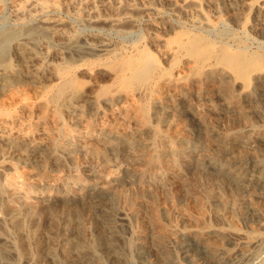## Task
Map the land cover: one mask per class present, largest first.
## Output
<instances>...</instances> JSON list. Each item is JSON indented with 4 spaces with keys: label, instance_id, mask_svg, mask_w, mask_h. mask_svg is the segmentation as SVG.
Instances as JSON below:
<instances>
[{
    "label": "rangeland",
    "instance_id": "rangeland-1",
    "mask_svg": "<svg viewBox=\"0 0 264 264\" xmlns=\"http://www.w3.org/2000/svg\"><path fill=\"white\" fill-rule=\"evenodd\" d=\"M194 1L89 0L81 11L96 13L94 22L76 14L69 0L48 1L57 10L15 25L14 9L23 0H0V35L45 19L47 36L28 46L39 57L49 51V62L69 68L68 78L81 84L59 98L64 78L33 77L46 63L10 49V61L23 72L0 90V264H264V183H250L264 176V72L249 92L229 70L214 66L213 75H198L189 56L170 54L188 34L264 54V13L233 0ZM84 40L110 48L65 47ZM142 51L157 59L158 74L147 86L123 82L111 64ZM157 131L165 136L156 138ZM220 167L242 175L244 187L236 189Z\"/></svg>",
    "mask_w": 264,
    "mask_h": 264
},
{
    "label": "bare ground",
    "instance_id": "bare-ground-1",
    "mask_svg": "<svg viewBox=\"0 0 264 264\" xmlns=\"http://www.w3.org/2000/svg\"><path fill=\"white\" fill-rule=\"evenodd\" d=\"M48 1H51V2H55L57 0H23V2L21 4H18L15 9H14V17H15V22L16 24L15 25H19V24H23V23H27V22H33L36 17L39 15L41 17H45L47 12L49 10H57L54 3L49 5L48 4ZM61 0H58L57 3H60ZM117 3V0H113ZM131 1V0H130ZM182 3L181 5H185L187 3H195L194 0H180ZM233 1H236L237 3H241L242 5H244L248 10L249 12L251 13H258L259 15H262L264 13V0H252V1H247V0H233ZM179 2V0H178ZM209 2V1H208ZM213 3V2H212ZM62 4V2L60 3V5ZM68 4L70 6H72L77 13L80 14V12H82V6H86L87 4H90L89 0H69ZM67 4V5H68ZM173 4V3H172ZM180 4V3H179ZM59 5V4H58ZM59 5V6H60ZM64 5V4H63ZM68 5V6H69ZM200 5V4H198ZM114 6V5H113ZM191 6V5H190ZM189 6V7H190ZM62 7V6H61ZM103 7V6H102ZM176 7V6H175ZM202 7V6H201ZM59 8V7H58ZM63 8V7H62ZM86 8V7H85ZM119 8V7H118ZM117 8V9H118ZM196 8V7H194ZM91 9V8H90ZM187 9V8H186ZM202 9V8H201ZM229 9V8H228ZM227 9V10H228ZM93 10V9H91ZM215 10V9H214ZM235 10V9H234ZM194 11V10H193ZM230 11V10H229ZM13 13V12H12ZM52 13V12H51ZM83 14H85L84 16L88 18V20L90 22H94V20L97 19L98 15L96 13H94L93 11H84L82 12ZM81 13V14H82ZM207 13V12H206ZM54 14V13H53ZM136 14V13H135ZM140 14V13H139ZM48 15V14H47ZM102 15V14H101ZM101 15L99 16V18L101 17ZM206 15V14H205ZM235 15V14H234ZM244 15V14H243ZM50 16V15H49ZM207 16V15H206ZM214 16V15H213ZM217 16V14L215 15ZM249 16V15H248ZM207 18V17H206ZM217 18V17H216ZM225 18V17H224ZM183 19V18H182ZM38 20V19H36ZM85 20V19H84ZM206 20V19H205ZM51 21V20H50ZM49 21V22H50ZM214 21V20H213ZM216 21V20H215ZM220 21V20H219ZM39 22V20H38ZM37 24H32L30 23V26L26 29H24L25 31H22L21 29H18L17 27H12L11 29H9L8 31L2 33L0 35V90H3V89H7L9 87H12L13 84L17 83L19 80H20V75L22 74L23 70L17 65V64H14L10 61L9 57V52H10V49L13 47L19 51H22L23 54H26L28 55L30 58L32 59H35L37 64L40 62H43V63H46V64H43V65H39L34 71L33 73L31 74L33 77H36V76H44L45 74H48L50 76H54V77H61V78H64V80L62 79V81L64 82L59 88H58V91H57V96L59 98H63L65 99V95L72 89H75L78 85H81L80 83L78 84L74 79H71V78H68V76H71L69 75L70 74V70L69 68H64V67H58L52 63L49 62V60L46 58V57H50V53L49 51H46L45 52V56L46 57H39L37 56L36 54H34L32 52V48H30L28 46V43L30 41H35L36 38L38 37H45L47 36L48 32H49V29H48V23L45 21V19H43L42 21H40V23ZM56 22V21H54ZM52 22V23H54ZM101 22V21H100ZM99 22V23H100ZM109 22V21H108ZM182 23V22H181ZM211 23V21H210ZM224 23V22H223ZM246 23V22H245ZM58 24V23H57ZM95 24V23H94ZM194 24H198V21L195 20L194 21ZM213 24V23H212ZM262 24V23H261ZM60 25V24H59ZM181 25V24H180ZM217 25V24H216ZM51 26V24H50ZM55 26V25H54ZM113 26V24H112ZM115 26V25H114ZM129 26V25H128ZM210 29L214 28L213 25L211 24H208L207 25ZM222 26V25H220ZM223 26H227V25H224ZM177 27V26H176ZM180 27V26H179ZM183 27V26H182ZM218 27V26H217ZM50 28V27H49ZM68 28V27H67ZM126 28V27H125ZM174 28V27H173ZM61 29V28H60ZM192 29V28H191ZM195 29V28H194ZM206 29V28H205ZM219 29V28H218ZM231 29V28H230ZM246 29V28H245ZM59 30V29H58ZM193 30V29H192ZM199 30V29H197ZM223 30V29H222ZM237 30V29H236ZM242 30V29H241ZM244 30V29H243ZM242 30V31H243ZM249 30V29H248ZM3 31V30H2ZM62 31V30H61ZM173 31V30H171ZM196 31V29H195ZM205 31V30H204ZM60 32V31H59ZM63 32V31H62ZM66 31H64V34H65ZM194 32V31H193ZM245 32V30H244ZM67 33V32H66ZM201 33V31H200ZM212 33V32H211ZM240 33V32H238ZM264 33V32H263ZM51 34V33H50ZM55 34V33H53ZM63 34V35H64ZM68 34V33H67ZM71 34V32H70ZM73 34V33H72ZM205 34V33H204ZM230 34V33H229ZM233 34H234V31H233ZM62 35V36H63ZM66 35V34H65ZM220 35L221 37L225 35V32L224 31H221L220 32ZM219 35V36H220ZM68 36V35H67ZM76 36V35H74ZM209 35H201V34H188L186 35V37H183L181 38L178 43L176 44L175 47H172L170 49V54L172 56H175L177 57L179 54H185L186 56H189L190 57V60L193 64V70L195 71L196 74L198 75H213L215 73V68L214 66L216 67H222L226 70H229L233 73L234 77L236 79H240L242 80L243 82V88L245 91H249L251 92L250 90L254 89L253 88V85H254V78L264 72V54L262 53H259V52H249L246 48L244 47H236L238 48L237 50H231L227 45L223 44L220 46H218L213 40H211L209 37ZM231 36H232V32H231ZM65 38H67L66 36H64ZM62 37V39L64 38ZM113 37V36H112ZM230 37V36H229ZM241 37H242V34H241ZM77 38V37H76ZM79 38V36H78ZM82 38V37H81ZM214 38V37H212ZM244 38V37H243ZM242 38V39H243ZM61 39V40H62ZM70 39V37H69ZM158 39V38H157ZM224 39V38H223ZM232 39V38H230ZM246 39V37H245ZM23 40V41H22ZM28 40H30L28 42ZM72 40H74V38H72ZM217 40V39H216ZM248 40V38H247ZM82 41V39H81ZM219 41V40H218ZM58 42H60V40H58ZM83 42V41H82ZM217 42V41H216ZM223 42V41H222ZM258 42V41H257ZM264 42V41H263ZM40 43V42H39ZM225 43V42H224ZM30 44V43H29ZM219 44V43H218ZM233 44V43H232ZM262 44V43H261ZM32 47L34 44H31ZM37 45V44H36ZM49 45V43H48ZM249 45V44H248ZM254 45V44H253ZM38 46V45H37ZM68 46L67 48L69 49H73L76 51H81L82 48L87 50V51H107L110 46L108 44H106L105 42H97V44H92L90 43L88 40H84V43H83V46L79 45L78 41H73V42H67L65 43V47ZM168 46V45H167ZM231 46V44H230ZM244 46V45H243ZM246 46V45H245ZM259 46V45H258ZM43 47V46H42ZM50 47V45H49ZM61 47V46H60ZM136 47V46H135ZM232 47V46H231ZM261 47V46H260ZM35 48V47H34ZM37 48V47H36ZM235 48V47H233ZM115 49V48H114ZM113 49V50H114ZM44 50V49H43ZM261 50V49H260ZM259 50V51H260ZM83 51V50H82ZM123 51V50H122ZM136 51V50H135ZM258 51V50H257ZM263 50H261L262 52ZM37 52V50H36ZM59 52V51H58ZM65 52V50H64ZM72 52V51H71ZM109 52V51H108ZM118 52V50L116 51ZM115 52V53H116ZM39 53V52H38ZM85 53V52H84ZM107 53V52H106ZM110 53V52H109ZM121 53V52H120ZM125 53V52H123ZM135 53V52H134ZM264 53V52H263ZM59 54V53H58ZM66 54V52H65ZM83 54V53H82ZM41 55V53H40ZM53 55V54H52ZM101 55V54H100ZM112 55V54H111ZM133 55V54H132ZM117 56V55H116ZM127 56V55H125ZM62 57V56H61ZM109 57V56H108ZM184 57V56H183ZM68 58V57H67ZM181 58V57H180ZM106 59H109V58H106ZM70 60V59H69ZM34 61V60H33ZM105 61V60H104ZM180 61V59H179ZM72 63V62H71ZM106 64V63H105ZM103 64V65H105ZM175 64V63H174ZM178 64V63H177ZM191 64V65H192ZM73 65V64H72ZM63 66V65H61ZM65 66V65H64ZM176 66V64H175ZM207 67H211L209 69H206ZM111 68L113 70H116L119 75H121V79L123 80V82L127 83V82H136V83H144L146 84L147 86V81L152 77L154 76V74L156 72H158L161 68H160V64L159 62L157 61V59L152 56L151 54L145 52V51H142L140 52L139 56L137 58H134V57H125V58H121V59H118L117 61H114L112 64H111ZM174 68V67H173ZM165 69V68H164ZM167 69V67H166ZM173 70V69H172ZM171 70V71H172ZM170 73L172 74V71ZM73 72V71H72ZM161 72H163L161 70ZM74 73V72H73ZM164 73V72H163ZM158 74V73H156ZM195 74V75H196ZM74 75V74H72ZM75 76V75H74ZM40 77V78H41ZM43 78V77H42ZM76 79V78H75ZM156 79V78H155ZM158 79V78H157ZM152 80V78H151ZM172 80V79H170ZM186 80V79H185ZM41 81V80H40ZM45 81V80H44ZM154 81V80H153ZM156 81V80H155ZM154 81V82H155ZM183 81V80H182ZM60 82V81H59ZM151 82V81H150ZM173 82V81H171ZM170 82V83H171ZM28 83V82H26ZM160 83V82H159ZM175 83V82H173ZM118 84V83H117ZM135 84V83H134ZM138 84V85H139ZM153 84V83H152ZM166 84V83H165ZM169 84V83H167ZM137 85V84H135ZM58 86V84L56 85ZM145 86V85H144ZM145 86V87H146ZM155 86V85H154ZM129 87V86H127ZM126 87V88H127ZM133 87V86H132ZM132 87H129V88H132ZM136 87V86H135ZM151 87V86H150ZM123 88V86L121 87ZM139 86H138V91H139ZM147 88V87H146ZM52 89V88H51ZM55 89V87H54ZM50 90V89H49ZM109 90V89H108ZM132 90V89H130ZM134 90V89H133ZM55 91V90H54ZM53 91V92H54ZM105 91V90H104ZM103 91V92H104ZM107 91V89H106ZM119 91V90H118ZM145 91V90H144ZM102 92V93H103ZM150 92H153L151 89H150ZM157 92V91H156ZM106 93V92H104ZM110 93V92H109ZM126 93V92H125ZM51 94V91L49 93V95ZM124 94V93H123ZM48 95V97H49ZM54 95V94H53ZM102 95V94H101ZM114 95V94H112ZM143 96L146 94H142ZM150 95V94H149ZM74 96V95H73ZM72 96V97H73ZM144 96V97H145ZM53 97V96H51ZM57 97V98H58ZM65 97V98H64ZM105 97V96H104ZM148 96H146L145 100L147 101L148 99L150 100V98L147 99ZM142 98V97H141ZM50 99V98H49ZM55 99V98H54ZM61 99V101L63 100ZM97 99V97H96ZM101 99V98H100ZM144 100V99H143ZM258 100V99H256ZM5 101V100H4ZM51 101V100H50ZM60 101V99H59ZM223 101V100H222ZM226 101V100H225ZM52 102H53V99H52ZM94 102V101H93ZM99 102V101H97ZM112 102V101H111ZM150 102V101H149ZM3 103V102H2ZM56 103V102H55ZM54 103V104H55ZM58 103V102H57ZM115 103V102H114ZM145 103V101L143 102ZM223 103V102H222ZM229 102L227 101V104ZM61 104V103H60ZM63 104V103H62ZM226 104V105H227ZM141 105H142V102H141ZM140 105V106H141ZM144 105V104H143ZM142 105V106H143ZM250 105H252L250 103ZM249 105V106H250ZM61 106V105H60ZM65 106V105H64ZM63 106V108H64ZM139 106V107H140ZM150 106V105H149ZM148 106V108H149ZM231 106V105H230ZM58 107V106H57ZM98 107V106H97ZM137 107V106H136ZM228 107V106H227ZM62 108V107H60ZM98 108H101V107H98ZM111 108V107H110ZM251 108V107H250ZM103 109V108H102ZM253 109V108H252ZM264 109V108H263ZM101 110V109H99ZM140 110L143 112L144 116L148 114V109L146 106H143L142 108L140 107ZM234 110V109H232ZM240 110V109H239ZM237 110V111H239ZM229 111V110H228ZM236 111V110H234ZM237 111H236V114H237ZM247 111V109H246ZM245 111V112H246ZM82 112V111H80ZM138 112V111H137ZM242 113V112H240ZM247 113V112H246ZM0 114H2V112L0 111ZM97 114V113H96ZM239 114V112H238ZM248 114V113H247ZM82 115V114H81ZM137 115V114H136ZM243 115V114H241ZM81 117V116H80ZM150 117V116H149ZM245 117V116H243ZM248 117V116H246ZM143 118V117H142ZM147 117H145L146 119ZM200 118V117H199ZM198 118V119H199ZM242 118V116H241ZM144 119V120H145ZM201 119V118H200ZM244 119V118H243ZM242 119V120H243ZM150 120V119H149ZM251 120H253L251 118ZM148 121V120H147ZM160 121V120H159ZM246 121V120H245ZM261 121V120H260ZM146 122V121H145ZM251 122V121H250ZM143 123V122H142ZM147 123V122H146ZM252 124V123H251ZM248 125V124H247ZM151 126V125H150ZM256 126V125H255ZM144 127V126H143ZM146 127V126H145ZM154 127V126H153ZM261 127V126H260ZM152 128V126H151ZM155 128V127H154ZM245 128V127H244ZM248 128V127H247ZM250 128V127H249ZM252 128V127H251ZM110 129V128H109ZM112 129V128H111ZM139 129V128H138ZM256 129V128H255ZM151 130V129H150ZM163 130H166V129H163ZM215 130V129H214ZM261 130V129H260ZM139 131V130H138ZM255 131V130H254ZM116 132V131H115ZM155 132V131H154ZM164 132V131H163ZM118 133V132H117ZM166 133V132H165ZM163 133V134H165ZM170 133V132H169ZM217 133V132H216ZM249 133V132H248ZM115 134V133H114ZM121 134V133H120ZM152 134V133H150ZM161 133V131H157L156 132V138L158 139H161L163 135ZM211 134V133H210ZM247 135V134H246ZM253 135V134H251ZM75 136V135H74ZM121 136V135H120ZM119 136V137H120ZM154 136V135H153ZM152 136V137H153ZM209 136V135H208ZM218 136V135H217ZM227 136V135H226ZM98 137V136H97ZM106 137V136H105ZM151 137V138H152ZM171 137H173L171 135ZM70 138V137H69ZM149 138V137H147ZM146 138V139H147ZM154 138V137H153ZM226 138V137H225ZM79 139V138H78ZM88 139V138H87ZM86 139V140H87ZM99 139V138H98ZM102 139V138H101ZM116 139H117V136H116ZM165 139V138H164ZM211 139V137H210ZM66 140V139H65ZM74 140V139H73ZM85 140V139H84ZM107 140V139H106ZM105 140V141H106ZM109 140V138H108ZM111 140V139H110ZM114 140V139H113ZM124 140V139H123ZM208 140V138H207ZM214 140V139H213ZM75 141V140H74ZM92 141V140H91ZM96 141V140H95ZM122 141V140H121ZM139 141V140H138ZM150 141V140H149ZM154 141V140H153ZM159 141V140H158ZM189 141V140H188ZM217 141V140H216ZM223 141V140H222ZM231 141V140H230ZM229 141V142H230ZM260 141V140H259ZM28 142V141H27ZM65 142V141H64ZM77 142H79V140H77ZM224 142V141H223ZM228 142V143H229ZM233 142V141H232ZM261 142V141H260ZM84 143H86L84 141ZM118 144V142H116ZM140 143V142H139ZM147 143V142H146ZM149 143V142H148ZM160 143V142H159ZM166 143V142H165ZM168 143V142H167ZM166 143V144H167ZM187 143V142H186ZM74 144V143H73ZM105 144V143H104ZM152 144V143H151ZM162 144V143H160ZM172 144V143H171ZM184 144V142H183ZM227 144V143H226ZM256 144V143H255ZM29 145V143H28ZM86 145V144H85ZM114 145V144H113ZM130 145V144H129ZM169 145V144H168ZM167 145V148H169ZM173 145V144H172ZM192 145V144H191ZM231 145V144H229ZM239 145V144H238ZM66 146V145H65ZM73 146V145H72ZM77 146V145H76ZM83 145H81V148H82ZM108 146V144H107ZM142 146V145H141ZM140 146V147H141ZM147 146V145H146ZM149 146V145H148ZM160 146V145H159ZM215 146V144H214ZM218 146V145H217ZM222 146V145H220ZM236 146V145H235ZM10 147V146H9ZM98 147V146H97ZM118 147V146H117ZM219 147V146H218ZM225 147V146H224ZM233 147V146H232ZM246 147V146H245ZM11 148V147H10ZM27 148V147H26ZM68 148V147H67ZM85 148V147H84ZM106 148V147H105ZM112 148V147H111ZM137 148V147H136ZM156 148V146H155ZM172 148V146H171ZM188 148V147H187ZM240 148V147H239ZM64 149V148H63ZM88 149V148H87ZM96 149V148H95ZM130 149V148H129ZM134 149V148H133ZM154 149V148H153ZM173 149V148H172ZM181 149V148H180ZM218 149V148H217ZM223 149V148H221ZM65 150V149H64ZM90 150V149H89ZM157 150V149H156ZM161 150V148H160ZM167 150V149H165ZM176 150V149H175ZM225 150V148H224ZM246 150V149H245ZM248 150V149H247ZM68 151V150H67ZM97 151V150H96ZM102 150L100 149V152ZM204 151V150H203ZM222 151V150H221ZM228 151H231V150H228ZM241 151V150H240ZM33 152V151H32ZM93 152V151H92ZM99 152V150H98ZM99 152V154H100ZM143 152V151H141ZM172 152V151H171ZM179 152V151H177ZM190 152V151H189ZM193 152V151H192ZM209 152V151H208ZM62 153V152H60ZM94 153V152H93ZM102 153V152H101ZM154 153H156L154 151ZM168 153V152H167ZM174 153V152H173ZM215 153V152H214ZM218 153V152H217ZM234 153V152H233ZM247 153V152H246ZM250 153H252V151H250ZM41 154V153H40ZM180 154V153H178ZM177 154V155H178ZM198 154V153H197ZM236 154V153H235ZM234 154V155H235ZM254 154V153H253ZM61 155V154H60ZM66 155V154H64ZM62 154V156H64ZM102 155V154H101ZM193 155V154H192ZM191 155V156H192ZM204 155V154H203ZM210 155V154H209ZM245 155V154H244ZM247 155V154H246ZM98 156V155H97ZM157 156V155H156ZM163 156V155H162ZM174 156V155H173ZM188 156V155H187ZM220 156V155H219ZM222 156V155H221ZM241 155H239L240 157ZM3 157V156H2ZM65 157V156H64ZM105 157V156H104ZM144 157V156H142ZM198 157V156H197ZM250 157V156H249ZM26 158V157H25ZM66 158V157H65ZM102 158V157H101ZM178 158V157H177ZM231 158V156H230ZM229 158V159H230ZM236 158V157H235ZM238 158V157H237ZM241 158V157H240ZM260 158V157H259ZM264 158V157H263ZM28 159V158H27ZM26 159V160H27ZM149 159V158H148ZM157 159V158H156ZM198 159V158H197ZM227 159V160H229ZM239 159V158H238ZM245 159V158H244ZM152 160V159H151ZM186 160V159H185ZM211 160V159H210ZM209 160V161H210ZM233 160V159H232ZM257 160V158H256ZM255 160V161H256ZM59 161V160H58ZM224 161V160H223ZM222 161V162H223ZM236 161V160H235ZM248 161V160H246ZM150 162V161H148ZM197 162V160H196ZM211 162L216 166L217 164V158H214L211 160ZM226 162V161H224ZM231 162V161H230ZM245 162V161H244ZM260 162V161H259ZM181 163V162H180ZM200 163V162H198ZM197 163V164H198ZM239 163V162H238ZM255 163V162H254ZM258 163V162H257ZM263 163V162H262ZM1 164V162H0ZM196 164V165H197ZM259 164V163H258ZM257 164V167L259 166ZM220 165V164H219ZM241 165V164H240ZM198 166V165H197ZM199 167V166H198ZM9 168V167H8ZM217 168V167H216ZM236 168V167H235ZM259 168V167H258ZM219 169V168H218ZM234 169V168H233ZM261 169V168H260ZM199 169H197L198 171ZM264 170V169H263ZM220 171L222 172L223 175H225L229 181L233 182V185L235 184L237 186L236 189H238L240 186H242V183L244 182V179L242 178V175L240 177V175L236 172H233L231 171L229 168H223L221 170V167H220ZM258 171V170H257ZM238 172V171H237ZM264 172V171H263ZM204 173V172H203ZM243 174V173H242ZM263 174V173H261ZM200 175V174H199ZM222 175V176H223ZM248 175V174H247ZM246 175V176H247ZM255 175V173H254ZM218 176V175H217ZM221 176V175H220ZM203 178V177H202ZM247 178V177H246ZM219 179V178H218ZM226 179V178H224ZM249 179V178H248ZM246 180V179H245ZM219 181H221V179H219ZM205 182V180H204ZM224 182V181H223ZM228 183V182H227ZM246 183V182H245ZM250 183L253 184H263L264 183V176H255V178H253V180H250ZM206 183H204L205 185ZM248 184V183H247ZM232 185V186H233ZM246 185V184H245ZM254 185V184H253ZM251 185V186H253ZM221 186H222V182H221ZM244 187V186H242ZM241 188V187H240ZM213 189V188H212ZM214 190V189H213ZM244 190V189H242ZM261 190V189H260ZM215 191V190H214ZM217 193V192H215ZM220 193V192H219ZM247 193V192H246ZM223 195V194H222ZM209 197V196H208ZM222 197V196H221ZM220 197V198H221ZM215 199V197H214ZM224 199V197H223ZM232 199V198H231ZM218 200V199H217ZM226 200V199H224ZM237 200V199H236ZM212 202V201H211ZM231 202V201H230ZM233 202V201H232ZM223 203V202H221ZM218 204V203H217ZM230 204V203H229ZM233 204H231L232 206ZM230 206V207H231ZM236 209V208H235ZM202 210V209H201ZM259 210V209H258ZM204 211V210H203ZM232 212V211H231ZM204 214V213H203ZM202 215V214H201ZM200 215V216H201ZM205 215V214H204ZM203 216V215H202ZM223 216V215H222ZM185 217V216H184ZM220 217V216H219ZM11 218V217H10ZM156 218V217H155ZM205 218V217H204ZM187 220V219H186ZM14 221V220H13ZM182 221V220H181ZM184 221V220H183ZM182 221V222H183ZM221 221V220H220ZM108 222V221H107ZM106 222V223H107ZM179 222V220H178ZM185 222V221H184ZM105 223V222H104ZM111 223V222H109ZM199 223V222H198ZM205 223V222H204ZM206 224V223H205ZM208 225V224H207ZM112 226H113V223H112ZM205 226V225H204ZM203 226V227H204ZM106 227V226H104ZM109 227V226H108ZM114 227V226H113ZM213 228V227H211ZM186 229V228H185ZM195 229V228H194ZM200 229V228H199ZM104 230V229H103ZM225 230V229H224ZM229 230V229H228ZM184 231V230H183ZM188 231V230H187ZM196 231V230H195ZM206 231V230H205ZM101 232V230H100ZM181 232V231H180ZM189 232V231H188ZM81 233V232H80ZM167 233V232H166ZM182 233V232H181ZM224 233V232H223ZM104 234V233H103ZM180 234V233H178ZM190 234V232H189ZM197 234V233H196ZM202 234V233H201ZM237 234V233H236ZM109 235V234H108ZM171 235V234H170ZM194 235V234H193ZM161 236V235H160ZM179 236V235H178ZM230 236V235H229ZM78 237V236H77ZM171 237V236H170ZM169 237V238H170ZM5 238V236H4ZM3 238V239H4ZM159 238V237H158ZM163 238V237H162ZM194 238H197L196 236ZM82 239V238H81ZM173 239V237H172ZM73 240V239H72ZM75 240V239H74ZM83 240V239H82ZM200 240V239H199ZM2 241V240H1ZM161 241V240H160ZM169 241V240H167ZM8 242V241H6ZM14 242V241H13ZM113 242V241H112ZM206 242V241H205ZM81 243V242H80ZM79 243V244H80ZM111 243V242H110ZM204 243V242H203ZM3 244V243H2ZM1 244V245H2ZM7 244V243H6ZM12 244V243H11ZM14 244V243H13ZM75 244V243H74ZM88 244V243H87ZM207 244V243H206ZM10 245V244H9ZM78 245V244H77ZM90 245V244H89ZM88 245V246H89ZM114 245V244H113ZM166 245V244H165ZM19 246V245H18ZM17 246V247H18ZM74 246V245H73ZM72 246V247H73ZM83 246V245H82ZM85 246V245H84ZM94 246V245H93ZM92 246V247H93ZM97 246V245H95ZM80 247V245H79ZM86 247V246H85ZM111 247V246H110ZM213 247V246H212ZM19 248V247H18ZM74 249V248H73ZM84 249V248H82ZM86 249V248H85ZM93 249V248H92ZM28 250V248H27ZM94 250V249H93ZM8 251V250H7ZM15 251V250H14ZM169 251V250H168ZM30 252V251H29ZM1 253V252H0ZM22 253V252H21ZM27 253V252H26ZM7 254V253H6ZM8 254H11V253H8ZM7 254V256H8ZM17 254V253H16ZM19 254V253H18ZM25 254V253H24ZM23 254V255H24ZM163 254V253H162ZM211 254H214V253H211ZM12 255V254H11ZM213 256V255H212ZM14 257V256H13ZM12 257V258H13ZM21 257V256H20ZM173 257V256H172ZM10 258V257H9ZM18 258V257H17ZM3 259V258H2ZM16 259V258H15ZM164 258H162L163 260ZM7 260V259H6ZM10 261V260H9ZM100 261V260H99ZM1 263V262H0ZM3 264V263H2ZM94 264V263H93Z\"/></svg>",
    "mask_w": 264,
    "mask_h": 264
}]
</instances>
